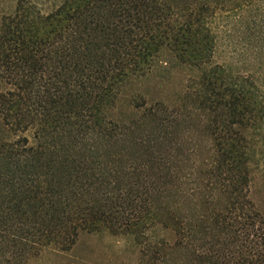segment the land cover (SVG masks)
Returning a JSON list of instances; mask_svg holds the SVG:
<instances>
[{
    "label": "trees",
    "instance_id": "1",
    "mask_svg": "<svg viewBox=\"0 0 264 264\" xmlns=\"http://www.w3.org/2000/svg\"><path fill=\"white\" fill-rule=\"evenodd\" d=\"M220 40L232 50L223 61ZM163 50L167 68L192 72V109L157 101L135 120L112 115ZM0 75L13 86L0 94L5 123L35 129L34 143L0 146V264H33L99 223L125 228L157 214L155 201L188 172L178 126L192 117L209 157L185 177L201 181L209 211L195 225L209 220L214 233L179 224L172 238L152 234L150 259L181 250L187 264H264V212L244 193L253 131L264 134V0H16L0 23ZM145 121L156 126L134 134ZM116 142L125 147L114 153Z\"/></svg>",
    "mask_w": 264,
    "mask_h": 264
},
{
    "label": "rangeland",
    "instance_id": "2",
    "mask_svg": "<svg viewBox=\"0 0 264 264\" xmlns=\"http://www.w3.org/2000/svg\"><path fill=\"white\" fill-rule=\"evenodd\" d=\"M16 7V0H0V23L2 16L7 11H12ZM167 50L160 53L155 67L151 72L141 77L132 78L123 87L121 95L112 107L111 114L119 119L128 122L141 116L144 107H148L157 101H165L172 105H179L180 110L187 114L193 107L191 96L185 94L186 86L190 84L191 71L184 69L178 64L166 67L162 60L167 57ZM225 40H220L216 51L217 61H223L226 56L231 55ZM239 57L235 56V60ZM253 59V58H252ZM252 71L260 75V63L248 61ZM13 89L8 79L0 75V94ZM197 119L195 117L185 119L178 127L181 129L180 141H182L181 153L184 162H180V167L190 171L199 168L204 159L209 157V145L206 138L195 132ZM156 124L153 121H145L140 124L134 134L151 130ZM194 130V132H193ZM192 131V132H190ZM257 142L255 156L250 163V175L248 186L244 193L249 194L251 199L264 212V139L260 134V128L253 131ZM35 129L18 131L10 129L0 115V146L13 142L20 137H28L30 143L35 141ZM131 138V136L129 137ZM125 147L124 144L116 142L109 146L111 152H120ZM196 150H194V148ZM194 150V151H193ZM128 155L136 153L134 148H125ZM105 159H108L106 153ZM3 163L0 156V165ZM188 172H183L182 180L178 182V187L165 194V197L156 200L157 214L150 219L132 225L130 227L112 228L109 224L99 223L92 229L80 231L76 243L71 249L58 251L47 249L41 257L33 260V264H187L184 263L183 252L175 251L169 260L159 257L153 262L151 249L148 246V239L152 234H159L160 237H173L178 233L180 226L181 233H188V224L191 225L193 233H214L211 221H207L201 226L195 225L197 218L209 213L207 205L202 204L203 194L198 188L201 181L196 183L192 179L185 177ZM190 176V175H189ZM221 201H225V196H220ZM173 212V214L171 213ZM184 229V230H182ZM190 230V229H189ZM191 233V232H189Z\"/></svg>",
    "mask_w": 264,
    "mask_h": 264
}]
</instances>
